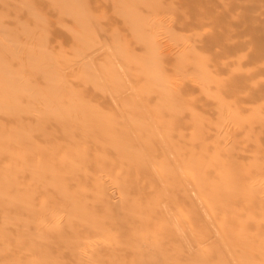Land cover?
Listing matches in <instances>:
<instances>
[{
    "label": "rangeland",
    "instance_id": "rangeland-1",
    "mask_svg": "<svg viewBox=\"0 0 264 264\" xmlns=\"http://www.w3.org/2000/svg\"><path fill=\"white\" fill-rule=\"evenodd\" d=\"M0 264H264V0H0Z\"/></svg>",
    "mask_w": 264,
    "mask_h": 264
}]
</instances>
